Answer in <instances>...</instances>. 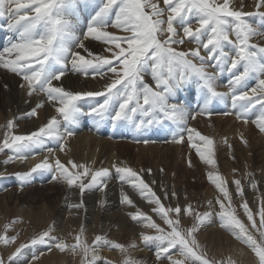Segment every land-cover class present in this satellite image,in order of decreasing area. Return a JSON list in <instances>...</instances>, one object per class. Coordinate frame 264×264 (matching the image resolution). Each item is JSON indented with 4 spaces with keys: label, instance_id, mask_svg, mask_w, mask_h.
<instances>
[{
    "label": "snow or ice",
    "instance_id": "snow-or-ice-1",
    "mask_svg": "<svg viewBox=\"0 0 264 264\" xmlns=\"http://www.w3.org/2000/svg\"><path fill=\"white\" fill-rule=\"evenodd\" d=\"M255 7V13L234 10L230 0H0V19L6 20L10 33L7 45H0V68L21 78L20 87L29 98L38 97L24 117L38 118V110L45 104L55 112L27 134L13 132L18 127L14 119L0 125L5 129L0 153H11L5 163L23 162L46 152L48 155L28 171L15 174L21 185L30 182L34 173L47 171L53 174L52 180L77 187L81 195L93 189L104 192L111 179L109 168L93 169L73 160L65 163L55 155L56 151L65 152L68 138L76 134L83 116L92 120L96 131L105 122L127 127L141 137L137 142L142 143L149 142L142 137L154 129L170 132L172 143H188L200 160L212 167L208 179L219 195L208 205H218L220 227L247 246L253 264H264V200L259 212L254 213L245 199L242 180L229 182L216 170L213 139L190 126L198 115L213 114L209 106L230 97L233 111L222 114L235 115L244 124L251 122L264 133V45L251 42L254 37H264V25L257 27L249 20L258 15L264 21V11H260L264 0H256ZM185 44L195 47L185 50ZM225 73L228 91L222 92L218 81ZM68 74L105 83L99 90H70L63 83ZM250 80L255 81L254 86L249 85ZM257 108L258 114L253 115ZM241 139L247 144L243 135ZM50 141H55L56 147L49 146ZM112 169L122 185L150 205L152 215L141 211L122 188L120 203L136 209L128 213L130 219L155 231L154 235L141 233L140 239L145 245L156 246L157 261L223 264L202 249L196 235L213 213L196 212L191 227L181 229L183 215L193 212L191 204L166 206L163 201L176 197L174 191L162 188L161 197L132 167L113 163ZM247 175L249 186L257 190L253 174ZM230 184L235 185L234 192ZM234 197L239 198V208L251 222L250 227L233 207ZM72 207L80 209L82 201ZM10 227L5 225L0 235L5 248L17 239L7 235ZM253 230L258 231V237ZM54 231V226H49L31 240V245H47L49 251L55 247L60 252H80L81 264H113L97 255L100 248L128 253L129 248L136 247L102 235L95 236L89 245L82 239L83 226L72 244L53 235ZM26 247L21 244L6 259L0 254V264H29L20 260ZM174 253L182 259H175ZM123 264L137 262L126 256Z\"/></svg>",
    "mask_w": 264,
    "mask_h": 264
},
{
    "label": "rangeland",
    "instance_id": "rangeland-1",
    "mask_svg": "<svg viewBox=\"0 0 264 264\" xmlns=\"http://www.w3.org/2000/svg\"><path fill=\"white\" fill-rule=\"evenodd\" d=\"M230 1H231L230 7H232L234 10H242L244 12H250V13L257 12V9L255 7L256 2L251 3L250 1L247 0H244L243 2L239 0H230ZM218 2L222 3L223 0H218ZM251 4L254 5L253 9L249 8ZM260 11H264V8H261ZM259 19L261 20V18H259L258 15L249 17L250 21L253 22V20H255V23L253 22L255 26L261 27V25H264L263 23L264 21L262 20L260 21ZM83 23L84 21L82 14L81 24ZM4 25L5 26L3 27L1 32L2 34L7 36L9 32L7 30L6 24ZM196 26L197 25L193 24V27ZM110 30L118 33V30L116 29H110ZM258 38L259 41L256 40L258 41L256 43L264 45V41H263L264 39H261V37ZM253 40L251 42L255 43V41ZM193 45L194 44H185L182 46V48L187 50L188 48H192ZM95 47L96 50L99 51V46H95ZM224 75H226V78L221 77L219 82H223L222 78H224L225 80L227 79V73H225ZM0 80H2V78ZM248 83L250 86L255 85V81L250 80ZM1 98L2 96L0 94V99ZM194 105L195 104H193V107ZM209 110L213 114L210 117L205 116L206 119L204 122L203 121L200 122L201 126L199 128L202 129L201 132L202 135L209 136L214 141L215 159L217 161L216 170H218V172L223 177H225V179L228 180L229 182L230 179L231 181L233 179H241L242 184L245 187L246 191L249 190V183H248L249 177L247 174L248 173L253 174L254 179L258 182V192L257 191L255 192H257V194L259 195L260 200L256 207V205H253L255 203L251 199H253L257 194L253 193L251 199L248 198L245 199L248 201L249 206L252 208L253 212L258 213L261 201L264 200V186H263L264 156L262 155L261 152L262 143L259 144L260 142L258 141V138H256L258 137V134L249 133L247 135L248 138L243 136V138L247 141V144L243 142V147L244 146H246L247 148L254 147L256 149L255 154L244 155L243 158L241 156H231L227 158L225 157L226 154L222 153L220 150L221 147L225 148L229 144L231 145V148H233L232 142L231 141L228 142L226 140V136L230 134L228 130H229V122H230L229 117L231 115L229 116L222 114L225 111L227 112L233 111L230 97L223 102H216L213 105L209 106ZM255 114H258V108L254 110L253 115ZM219 116H225L221 124H218ZM23 118L27 119L24 116L22 117V119ZM9 119H14L16 121L18 127H14L13 132L19 134V132H17V130L20 128L19 116L18 117L9 116L8 120ZM86 121L89 122V124ZM206 121L210 125L208 132L204 131V126ZM235 121L237 120L235 119ZM90 125L92 126V128H90ZM109 125L110 127L113 126L110 122ZM102 126L107 127V124L104 123ZM83 130L90 131V133H92L94 136H99L107 140L114 139L115 143L118 144L119 147H116L115 149L116 144H113L111 148L115 149L114 152L117 153L120 159L122 160L121 164H126L132 167L134 170L138 171L140 175L147 181L149 174L147 170L150 169L152 172L155 171V169L157 168H162L163 167L162 165L164 164L166 165V161L163 160L164 159L163 157L160 158L159 156H155L153 160L144 159L145 160V162L143 160L144 168L140 167V165L137 164L138 155L136 154V147L135 148L132 147L131 144H135V145L162 144L164 146V149H169L172 147L171 145H169L170 147H167L166 145L167 143H171L170 142L171 135H168L167 133L156 136L159 137V139L156 138L155 140H151V141L148 140L150 143L137 142V140L141 139V137L134 132L127 133L125 131L118 135H111V134L103 135L101 131L94 130L92 120L89 117H87L86 119V116H83L81 118V122L78 129L76 130V133L81 132ZM159 131L162 133L161 130ZM3 134L0 137V140L3 139ZM146 135L147 134H145L142 138H144ZM74 136H76V134ZM75 140H76L75 138L69 140V144L67 148L68 150L66 152H70L71 154H73L74 151L70 150V148L74 146L73 148L75 149V145H74ZM225 140L227 141V143H225ZM255 142H258V144H255ZM236 144L239 145L238 142H236ZM49 146L56 147V142L50 141ZM173 150L174 148L170 149L171 152L168 151L170 152V155H173L174 153ZM184 150L185 153L182 156L183 159H180V157H177L176 159L172 158L171 159L172 161H170V164H168L167 166L169 167L167 169L168 183L164 186L166 190L174 191L176 193V196L180 191L183 192V195L180 198L176 197L177 199L175 197H171L170 199L164 200L163 201L164 204L166 206H172V207H175L178 204L182 207H187L188 204L192 205L193 208L192 214L185 213L181 219V224H180L181 229H187L191 227L192 223H194V217L196 212L213 213V215H211L209 220L206 221L205 224L200 227L198 233L196 234L198 242L202 246V249L206 250L207 254L210 257H215L217 261H222L223 264H229V261H231L232 264H253L254 257L253 254L250 252V250L247 248V246L237 241L231 233L224 230L223 228H220L219 216L216 214L218 212V205L213 204L212 207H209L208 205V201L210 200L214 201L215 197L219 195L215 186L208 179V172L212 170V167L206 165L203 161H201L199 156L196 154L195 149H193L191 146L188 147V145L186 144L184 146ZM9 155H11V153L8 150H5V152L0 153V235L4 234L5 225H11V227L7 231V235L17 236V239L12 245L7 246V248H5L4 245L0 244V254H2L5 257V259L7 258L8 255L14 252L18 246H20L21 244H26L28 245V247H26L23 250L20 256V260L28 261L29 264H50V261L47 262L50 258L58 259L61 256H64L66 260L62 262L63 264H81L83 256L80 252H77L76 254H72L68 251L60 252L55 247H52V249L50 250L52 252L49 254L48 253L49 247L47 245H42V244H37L35 246L31 245L30 243L31 240L35 238L37 234L42 233L44 230L48 229L49 226H54L55 228V231L52 233L53 235L61 237L66 243L69 244L75 243V237L77 234L80 233L82 226L84 229L82 239L85 243L89 245L92 244V241L94 240L95 236L102 235V236H106L107 238L115 242L124 244L125 246H129L132 244H135L137 246L139 243V245H141L140 248L143 249L144 248L143 246L145 245H142L144 242L140 239L141 233L149 234V235L155 234V231L153 229L146 227L144 223H137L138 225H143L142 231L140 232L139 231L131 232L130 230L127 231L126 225H124L122 234L118 236L117 234H114L113 231L117 228V225L114 226L112 222L103 221V220H100L96 225H92L91 227L92 229L89 227L87 221L82 220L80 225L77 226L76 229L72 228L70 231H66L64 227L62 226L59 227V224H61V222H63V220L66 219L65 212L70 207L69 201L71 200L72 197L69 198V194L71 193L72 187L71 188L68 187L66 183L62 180L61 181L52 180L51 177L53 174L47 171H38L37 173H34L30 182L21 185V182L17 179L15 174L17 172H22V170L12 165L7 167L2 166L14 162L12 161L9 163H5ZM108 156H109L108 153L104 154L99 162V165L95 169H99L101 167H107L110 169L112 167V164L115 163V161L113 160L110 162V158H108ZM155 160H158L160 165H158L157 161ZM189 160H191V166L189 165ZM177 161L178 163L174 164ZM64 162L67 163L66 161ZM175 165H177L178 167ZM230 167H232V169ZM234 169L236 171H234L231 178L230 177L227 178L228 173L231 174ZM156 187L157 186H153L152 188L154 191H156L158 195H160V192ZM234 189H235V185L230 184V191L234 192ZM211 190H213L214 193L210 194ZM109 191H110V187L106 188V190L104 191L103 201H105L106 193H109ZM88 192H94V191L89 190L86 191L84 194H88ZM117 192L120 195L121 191L119 190ZM79 195H81L80 192ZM160 196L163 197L162 195ZM183 199H187V200H183ZM180 200H182V202ZM82 201H84V199ZM135 204L139 206L138 208L141 211L147 213L148 215H152L150 210V205L148 207V206L139 205L138 203ZM232 204L233 207L237 209V214L241 218L242 222H244L246 226L250 227L251 222L247 221V217L243 215V210L239 208V204H240L239 198L234 197ZM212 217H215L216 220L211 221L210 219ZM172 218L175 219V216L173 215ZM153 219L156 220L157 223L162 225V221H160L157 217L153 216ZM255 219L257 221V228H259V216L256 215ZM218 224L219 227L217 226ZM213 226H217L218 229L217 228L211 229L210 227ZM222 230L228 233L226 234ZM253 234L258 237V231L253 230ZM225 236H229V241L225 239ZM232 241H234L233 245H230ZM238 243L242 245L240 251H236L235 249L236 247H240V244ZM138 248L139 247L129 248L128 253H122L118 250L120 254L118 260L115 261L111 257L109 258V260L112 261L113 264H123V261L127 256L133 259L134 261H136L137 264H149L148 257L147 256L145 257L144 253L137 252ZM104 249L105 248H100L97 252V255H99L103 259H106L107 257L105 255ZM145 250L148 251V248L145 247ZM149 250L150 251L148 252L154 254L153 264H162V262L156 260V256H155L156 246L154 244H149ZM112 251H116V250L113 249ZM52 253H55L56 257L50 256ZM33 257H37V258L33 259ZM178 259H182V257H178ZM62 263H59V260H57V264H62Z\"/></svg>",
    "mask_w": 264,
    "mask_h": 264
},
{
    "label": "bare ground",
    "instance_id": "bare-ground-1",
    "mask_svg": "<svg viewBox=\"0 0 264 264\" xmlns=\"http://www.w3.org/2000/svg\"><path fill=\"white\" fill-rule=\"evenodd\" d=\"M239 1L243 2L244 0H239ZM247 1H250L251 3L256 2V0H247ZM249 8L253 9L254 5L251 4L249 6ZM253 19H255V18H253ZM253 22L255 23V20H253ZM253 39H254L253 41H255V43L259 41L258 37H254ZM261 39H264V37H261ZM256 40H258V41H256ZM193 47H194V45H193ZM223 77L226 78V75H224ZM1 78H2V80H0V83H2V84H0V94H1L2 98L0 99V125H5L9 116H12V117H18L19 116L20 128L17 130V132H19V134H27L28 132L36 129L42 123H44L46 117H50L51 115L55 114L54 108L49 104H45V106L42 109L38 110V118L33 117V118H27V119L23 118L22 119V117L24 116V113H26L32 107L35 106V104L38 101V97L33 96L32 98H29L27 96L25 89H22L20 87V85H21V83H23V81L21 80V78L18 75L13 74L6 69L0 68V79ZM224 78H222L223 82L218 81V83L220 84V87L218 88V90L222 91V92H227L228 88L224 84V81H225ZM63 83H64L65 87L69 88L70 90L79 91V90H99L102 87V85L105 83V81L98 80V79H92L91 77L85 78V77H81V76L68 74L66 76V78L63 79ZM184 95L187 96L188 94L184 93ZM195 106L196 105H194L193 108H195ZM229 109H231V108H229ZM224 118H225V116H219L218 117V121H219L218 124H221L222 121L224 120ZM229 118H230V122H229L228 132L230 134H228L226 136V140L228 142L229 141L232 142L233 148H229L228 146L225 148L221 147L220 151L222 153L226 154L225 157L228 158L231 156H241L243 158L244 155L255 154L256 149L254 147H251V148H247L246 146L243 147V141L241 139V135L248 138L247 135L249 133H252V134L257 133L258 134V137H256V138H258V141L260 142L259 144L262 143L261 152H262V155L264 156V140H263L264 139V133H260L258 131V129L256 128V126L254 124H252L251 122H249L248 124H244L240 121H235V119H236L235 115H231ZM205 119H206L205 116H199L198 115L195 120L190 121V126L195 127L201 133L202 129L199 128L201 126L200 122H202V121L204 122ZM194 124H196V125H194ZM209 128H210V125L206 121L205 126H204V131L208 132ZM3 132H4V128L0 127V137L2 136ZM132 135H134V134H132ZM223 136H224V134H223ZM73 138L76 139L75 143H74L75 149L73 148L74 146L70 148V150L74 151L73 154H71L70 152H66V151L68 150L67 148H68L69 140H72ZM149 139L155 140L156 138L152 139L149 137ZM151 140H149V141H151ZM170 142H171V140H170ZM236 142H238L239 145H237ZM113 144H116L114 139L107 140V139L99 137V136H94L92 133H90V131L83 130L81 132L76 133V136L68 138V142L66 144L65 152L61 153L59 151H56L55 155L58 156L62 162H64V161L67 162L68 160H73L75 162H79V163L89 165L91 168L95 169L99 165V162L102 159V156L104 154L108 153L109 154L108 158H110V162L114 160L116 164L121 165L122 160L120 159L118 154L114 152L116 147H119V146H118V144H116L115 149H112L111 147ZM186 144L188 145V147L190 146L188 143H182V144H175L172 142L167 143L166 144L167 147H170L169 145L172 146L169 149H164V146L162 144H136V145L131 144L132 147H134V148L136 147V154L138 155L137 164L140 165V167L144 166L143 163L145 162V160H147V159L153 160L155 158V156H159L160 158L163 157L164 158L163 160L166 161V165L161 164L163 166L162 168H157V169H155V171H152L150 174H148V181L146 180L147 182L150 183L151 187L157 186L156 188L158 189V191L160 192V195H162V196L164 195L162 188L165 189L164 186L168 183L167 169L169 167H167V166H168V164H170V161H172L171 160L172 158L176 159L177 157H180V159H183L182 156L185 153L184 146ZM255 144H258V142H255ZM172 148H174V150H173L174 153H173V155H170V152H171L170 149H172ZM168 151H170V152H168ZM44 155H48V153H46V152L41 153L39 155H36L34 158H32L30 156V158L28 160L23 161V162L19 161V160H14L13 163L8 164V165L7 164L2 165V166L7 167V166L12 165L16 168H20L22 171H28L32 166H34L36 163L40 162L43 159ZM143 160H144V162H143ZM158 160H155V161H157V164L160 165ZM177 163H178V161L174 164H177ZM175 166H177V165H175ZM172 167H173V165H172ZM230 168L232 169V167H230ZM110 170H111V179H109V181H108V187H110V191H109V193H106L105 203L103 205H101V203H100V201L103 200V198H104V192H101L99 190L96 191V189H93L91 191H94V192H88V194H84L83 196H81V195H79V189L77 187H72L71 193L69 194V198L72 197L71 200L69 201L70 207L65 212L66 219L63 220V222H61L62 225L59 224V227L62 226L65 228L66 231H70L72 228L76 229L77 226L80 225L81 221L84 220V221H87L89 227L91 228L92 225H96L100 220H103V221L112 222L114 224V226L117 225V228L113 231H114V234H117L118 236L122 234V230H123L124 225H126L127 231L130 230L131 232H138V231L140 232L143 230V225H138L137 223H139V222L132 221L128 215L129 212L135 211L136 209L132 208L131 206L121 204L120 203L121 197H119L121 195H119L117 191H119V190L121 191L123 188L124 191L129 192L131 198L134 200L135 203H138L139 205H142V206H148V207H149V204L145 200L141 199L140 195L138 193L132 191L127 185H122L121 182L117 178V174L115 173V170L112 169V167L110 168ZM233 173H234V171L231 174L228 173L227 178H229V177L231 178ZM153 182H155V183H153ZM230 182H231V179H230ZM263 186H264V184H263ZM255 191L258 192V189L253 190L249 186V190H247L245 192V198L251 199L253 193L257 194V192H255ZM212 193H214L213 190H211L210 194H212ZM9 194H11V193H9ZM182 195H183V192L180 191L176 197L180 198V197H182ZM257 195L255 197L253 196L254 198L251 199L255 203V204H253V203L252 204L256 205V207H257L258 202L260 200L259 195L258 196ZM83 199H84V201H82ZM183 200H187V199H183ZM81 201H82V207L80 209L77 210V209L72 207L73 204L79 203ZM180 201L182 202V200H180ZM137 207H139V206L137 205ZM28 215H30V214H28ZM210 220L214 221L216 219H215V217H212ZM217 226L219 227V224ZM217 226H213L210 228L215 229V228H217ZM222 231H224V230H222ZM225 239L229 241V236H225ZM233 242L234 241H232L230 245H233ZM141 244H142V242H141ZM238 244H240V243H238ZM142 245H145V243H143ZM136 247H139L137 249V252L144 253L145 257L146 256L148 257L149 264H153V262H154L153 255L154 254L148 252V251H150L149 245L143 246L144 248L142 249V248H140L141 245H139V243H138V245ZM145 247L148 248V251L145 250ZM241 247H242V245L240 244V247L235 248L236 251H240ZM104 251H105V255L107 257L106 259H108V260L111 257L112 259H114L116 261V260H118V257L120 256L118 250L112 251V250L105 248ZM51 252L52 251H48L49 254ZM50 256H55V253H52ZM178 257H179L178 255L174 254L175 259H178ZM54 259H57V258H50L47 262L50 261V264H57V260H59V263H62L65 260V257L61 256L57 260H54ZM150 260H152V261H150ZM164 263H166V262H162V264H164Z\"/></svg>",
    "mask_w": 264,
    "mask_h": 264
}]
</instances>
